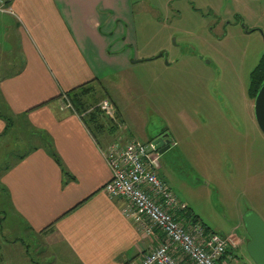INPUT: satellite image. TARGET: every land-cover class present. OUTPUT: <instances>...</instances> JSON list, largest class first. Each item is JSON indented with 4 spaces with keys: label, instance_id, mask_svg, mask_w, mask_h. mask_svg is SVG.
Returning a JSON list of instances; mask_svg holds the SVG:
<instances>
[{
    "label": "crops",
    "instance_id": "obj_1",
    "mask_svg": "<svg viewBox=\"0 0 264 264\" xmlns=\"http://www.w3.org/2000/svg\"><path fill=\"white\" fill-rule=\"evenodd\" d=\"M5 6L0 11V146L19 126L29 146L11 153L0 171V190L17 224L1 225L6 244L0 243V261H7L4 246L10 243L13 250L21 242L27 246L19 255L23 264L34 244L38 260L57 247L60 264L139 263L156 240L126 215L125 200L105 190L111 167L104 149L135 137L125 130L116 103L122 124L112 128L103 119L101 128L82 118L94 105L80 113L65 99L66 91L82 83L97 86L105 69L143 60L130 37L135 0H8ZM52 141L70 176L52 154ZM3 212L1 207L0 222L7 218Z\"/></svg>",
    "mask_w": 264,
    "mask_h": 264
},
{
    "label": "rangeland",
    "instance_id": "obj_2",
    "mask_svg": "<svg viewBox=\"0 0 264 264\" xmlns=\"http://www.w3.org/2000/svg\"><path fill=\"white\" fill-rule=\"evenodd\" d=\"M135 5L130 37L143 60L105 69L89 101L98 106L104 97L112 98L126 120L125 130L136 139L149 140L144 128L149 118H166L169 122L158 128L169 123L179 143L162 153L163 178L212 230L245 238L247 210L264 220V133L255 98L248 94L250 71L264 52V0H135ZM160 51L162 57L146 59ZM7 136L0 146V171L11 153L29 146L20 126ZM0 204L7 215L0 222L3 246L1 225L17 224L1 190ZM4 247L7 261L0 264L24 263L19 255L27 246ZM35 249L34 244L28 264H60L57 247L41 254V260ZM234 253L237 264H256L245 244Z\"/></svg>",
    "mask_w": 264,
    "mask_h": 264
},
{
    "label": "built area",
    "instance_id": "obj_3",
    "mask_svg": "<svg viewBox=\"0 0 264 264\" xmlns=\"http://www.w3.org/2000/svg\"><path fill=\"white\" fill-rule=\"evenodd\" d=\"M6 2L0 0V11L6 9ZM65 98L66 106L73 107L68 96ZM97 107L104 119H110L109 123L122 124L111 98L104 97ZM104 155L111 167L106 192L125 200L126 215L148 238L156 240V245L137 264L238 263L234 251L240 243L235 237H224L208 229L201 220L186 216L189 206L160 175V154L152 141L116 140L104 149Z\"/></svg>",
    "mask_w": 264,
    "mask_h": 264
},
{
    "label": "trees",
    "instance_id": "obj_4",
    "mask_svg": "<svg viewBox=\"0 0 264 264\" xmlns=\"http://www.w3.org/2000/svg\"><path fill=\"white\" fill-rule=\"evenodd\" d=\"M8 1V0H7ZM264 82V52L262 53L261 57L259 58L257 64L252 68L250 71V81H249V87H248V94L250 97L255 98L260 86ZM96 92V86L90 85L89 81L86 83H82L76 87H73L72 89L66 91V95L68 96L69 101H71L74 108L78 110V112H82L92 106L93 103H91L90 98L91 96ZM108 97V96H107ZM110 98V97H109ZM66 99V98H65ZM45 102V101H44ZM49 102V101H47ZM117 115L119 117L118 109H117ZM82 118L85 120L87 124L91 125V121L95 126L98 127H105V123L103 122L102 113L100 109L95 106V108L89 112L88 115H82ZM115 123H112L111 127L114 128ZM50 150L56 160L61 164L64 173L68 176H70L69 170L66 168V166L63 163L62 158L58 154V152L55 149V146L52 143L50 144ZM186 216L188 218H192L193 220H201V218L193 212V210L189 207ZM204 224L205 222L201 220ZM206 225V224H205ZM208 229H211L209 226L206 225ZM157 231V230H156ZM216 232V231H215Z\"/></svg>",
    "mask_w": 264,
    "mask_h": 264
},
{
    "label": "water",
    "instance_id": "obj_5",
    "mask_svg": "<svg viewBox=\"0 0 264 264\" xmlns=\"http://www.w3.org/2000/svg\"><path fill=\"white\" fill-rule=\"evenodd\" d=\"M164 52L160 51L154 57H149V59L162 57ZM139 60V59H137ZM167 62L168 58L166 59ZM255 116L259 127L264 133V82L260 86L256 96H255ZM149 140L152 141L156 148L161 152H164L169 145L164 146L165 138L164 135L148 136ZM242 222L246 233L248 234V241L246 243V249L252 260L256 264H264V220L263 218L254 210H247L242 216ZM241 246V238H237Z\"/></svg>",
    "mask_w": 264,
    "mask_h": 264
},
{
    "label": "flooded vegetation",
    "instance_id": "obj_6",
    "mask_svg": "<svg viewBox=\"0 0 264 264\" xmlns=\"http://www.w3.org/2000/svg\"><path fill=\"white\" fill-rule=\"evenodd\" d=\"M157 119V118H156ZM165 122V121H167V122H169L166 118H165V120L164 119H157V122L153 119V122H155V123H152V121H151V125L147 128V130H146V132H147V136H155V137H157L158 135H164V138H165V143L163 144L164 146H166V145H169V147L164 151V152H166V153H164V152H161L160 150H158L157 148V150H158V152H159V154H160V160H161V156H162V153H164V156L167 154V152H170L171 150H173V148L176 146V145H178V140L173 136V134L171 133V125L169 124V123H167L168 124V126H163L164 128H158V127H160V125H163V123L162 122ZM155 145V144H154ZM156 147V146H155ZM169 150V151H168ZM174 150H176V151H180V148L177 150V148L176 149H174ZM161 167H162V162H161ZM248 235V234H247ZM249 236H247V237H245V238H242L241 237V239H242V241H241V246L242 245H246V243H247V241H248V238ZM238 238V237H237Z\"/></svg>",
    "mask_w": 264,
    "mask_h": 264
}]
</instances>
